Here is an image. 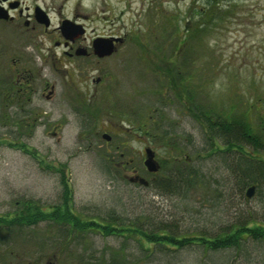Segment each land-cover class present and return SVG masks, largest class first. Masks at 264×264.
<instances>
[{"label": "rangeland", "instance_id": "rangeland-1", "mask_svg": "<svg viewBox=\"0 0 264 264\" xmlns=\"http://www.w3.org/2000/svg\"><path fill=\"white\" fill-rule=\"evenodd\" d=\"M19 3L21 16L14 11L12 21L0 19V213L12 211L18 199L42 206L58 201L64 177L73 211L88 217L112 215L186 236L215 234L239 216L264 222V188L243 198L221 186L225 200L213 206L210 197L204 199L203 187L185 196L157 190L150 182L161 172L153 175L143 164L145 147L154 150L159 164L182 152L213 178H223L222 155L209 151L207 136L186 107L189 101L177 95L182 87L169 88L161 68L167 61H185L183 85L198 90L196 99L246 110L254 123L264 121V0ZM34 4L50 17L47 33L23 25ZM70 13L88 27V39L124 37L111 55L95 60L94 69L85 68L82 75L74 66L56 70L61 60L44 54L53 49L50 32L56 20ZM12 56L34 73L29 100L17 105L7 103L6 96ZM96 75H104L106 86L92 82ZM46 82L54 84L50 97ZM155 114L161 117L159 129L169 132L164 142V131H144ZM260 154L264 157V150ZM136 173L149 183L130 181ZM1 232L0 264H101L102 255L106 264H264V240L247 239L239 251L205 250L191 243L165 247L90 230L69 236L61 225L47 221Z\"/></svg>", "mask_w": 264, "mask_h": 264}, {"label": "trees", "instance_id": "trees-1", "mask_svg": "<svg viewBox=\"0 0 264 264\" xmlns=\"http://www.w3.org/2000/svg\"><path fill=\"white\" fill-rule=\"evenodd\" d=\"M214 1L208 0L211 5H214ZM197 26L196 34L202 28L203 22ZM195 33L193 34L195 35ZM148 50L151 49L148 47ZM184 64L185 61L175 64L167 61L166 67L161 68V72L166 74L169 88H178L179 85L182 87L178 90V97H186L189 101V105L186 106L187 109L190 110L192 117L207 136L209 151L213 154L222 155L225 171L222 174L223 178H213L210 173L204 172L205 170L202 169L201 165L194 163L181 152L178 156L172 155L162 159V161L159 160L158 172H161V175L156 181L150 183L164 193L181 196L187 195L190 190L203 187L206 195L204 199L210 197L213 206L217 205L216 201L225 200L223 191L220 189L221 186L226 188V191L233 192L243 198L246 196L247 187L251 185H254V191L263 189L264 157L260 153L264 150V121L260 119L254 123L246 110L235 112L230 106H221L214 103V100L204 103L200 97L196 99V96H199L198 90L192 87L187 91L183 85L185 73L182 66ZM177 68L182 70L178 71ZM152 70L156 72V69L152 68ZM151 117L153 119L144 124L145 133L159 129L158 124L161 122V117L156 114ZM154 120L157 122H153ZM159 131L162 133L164 130L159 129ZM168 133V130H165L161 134L160 140L164 142V136ZM176 147L177 145L173 144V148ZM226 155H231L233 158L228 160L225 158ZM158 172L152 174L155 175ZM61 181L62 193L61 199L59 198L58 201L42 206L36 200L18 199L15 204L13 203L15 208L12 211L0 213V234L4 229L23 228L35 225L40 221H47L61 225L69 236L82 235L90 230L108 235L134 236L146 243L151 242L154 245L165 247H169L170 244L184 246L191 243L201 245L205 250L236 248L239 251L243 249L247 239L264 240V222H247L240 216L237 220L226 224L215 234L199 232L192 236L177 235L173 230L165 227H160L157 230L146 229L136 220L125 221L112 215L88 217L83 213L73 211L67 179L63 177ZM1 240L2 236L0 237ZM100 262L106 264L105 255L100 256ZM125 264L130 263L125 262Z\"/></svg>", "mask_w": 264, "mask_h": 264}, {"label": "flooded vegetation", "instance_id": "flooded-vegetation-1", "mask_svg": "<svg viewBox=\"0 0 264 264\" xmlns=\"http://www.w3.org/2000/svg\"><path fill=\"white\" fill-rule=\"evenodd\" d=\"M0 8L4 10L7 15L6 18H0L2 20L12 21L15 18L14 11H16L19 16L22 15V7L21 3H19V0H0ZM26 15V18L22 19L23 25H25L26 27L28 25H30L32 29L38 27L39 29L44 30L46 33L47 30L51 27V20L47 12L43 8L41 9L36 4L32 6L31 10L28 11ZM43 16L48 19V25H45L43 22H40V20H38V18L41 19ZM56 22L57 24L53 27V31L50 32L52 34L50 41L53 49H58L59 51H54L49 46L47 48L48 50L44 52L46 56H52L59 63L61 60V68L60 66L54 65L56 70L62 68L68 69V67L74 66L73 71H76L82 75V72L85 68L94 69L92 67V64L95 60H101L108 56H98L95 53L93 49V40L96 37H112L115 35H93L90 39H88V27L83 23L81 19L78 18L77 14L73 13H70V15L67 16H61L60 18H58V20H56ZM63 22H66L68 26L73 28V30L80 29V31H76L75 33H64L62 30ZM123 40L124 37H122L121 41H114V50L111 52V54L115 51L117 46L123 42ZM7 72V103L17 105L20 104V101L23 102L25 99L29 100L34 75L32 70L25 65V62H20L18 59L12 56L7 63ZM91 79L94 83L101 84V86H106V83L103 82L104 79H106L104 75H96L95 77L92 76ZM43 87H48L46 96L50 97L54 91V84L46 82Z\"/></svg>", "mask_w": 264, "mask_h": 264}, {"label": "water", "instance_id": "water-1", "mask_svg": "<svg viewBox=\"0 0 264 264\" xmlns=\"http://www.w3.org/2000/svg\"><path fill=\"white\" fill-rule=\"evenodd\" d=\"M6 17H7L6 13L4 12V10H2L0 8V18H6ZM43 17L41 19L38 18V20H40V22H43L45 25H48V23H49L48 19L46 17H44V18ZM62 30L64 33H68V32L75 33L76 31H80V29L73 30V28L68 26L66 22H63ZM121 40H122V38L118 37V36L96 37L93 40V49L98 56L109 55L114 50L113 49L114 48V41H121ZM102 136L107 140L110 138V136L107 133H103ZM144 151H145V155H146V157L143 160V164H144L145 168L149 172L157 171V169L159 168V163L154 158V151L152 150L151 147H145ZM129 180L130 181H137L143 185L148 184V180L146 178H144L143 176H140V175L130 176ZM253 191H254V185H251V186L247 187V189L245 191V195L247 197H250L253 194Z\"/></svg>", "mask_w": 264, "mask_h": 264}]
</instances>
